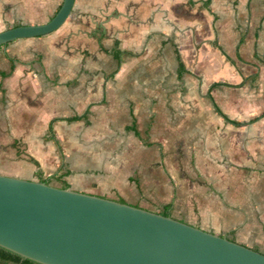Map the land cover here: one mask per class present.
Instances as JSON below:
<instances>
[{"label": "crops", "instance_id": "1", "mask_svg": "<svg viewBox=\"0 0 264 264\" xmlns=\"http://www.w3.org/2000/svg\"><path fill=\"white\" fill-rule=\"evenodd\" d=\"M62 3L0 0V32ZM182 102L221 123L203 137L225 159L214 190L179 166ZM263 113L264 0H75L58 30L0 47V175L168 210L264 254L260 235L252 247L236 232L264 220V185L238 177L264 174Z\"/></svg>", "mask_w": 264, "mask_h": 264}, {"label": "water", "instance_id": "2", "mask_svg": "<svg viewBox=\"0 0 264 264\" xmlns=\"http://www.w3.org/2000/svg\"><path fill=\"white\" fill-rule=\"evenodd\" d=\"M74 3L45 24L1 31L0 47L58 30ZM0 247L38 264H264L263 253L171 216L4 175Z\"/></svg>", "mask_w": 264, "mask_h": 264}, {"label": "rangeland", "instance_id": "3", "mask_svg": "<svg viewBox=\"0 0 264 264\" xmlns=\"http://www.w3.org/2000/svg\"><path fill=\"white\" fill-rule=\"evenodd\" d=\"M180 104L183 105L184 102ZM181 105L179 107V134L182 144L179 152V166L192 180L203 178L206 180V184H210L211 189L214 190L215 188H218L219 181L222 180L221 178L224 172L219 170V166L221 163L225 162V159L223 155L219 154L217 148L214 150L213 154H209L208 148L204 147L203 137L205 131L210 129V127L211 131L221 130V127L219 126L220 121L213 112L208 111L207 108ZM187 117L194 123L188 122ZM190 134H195L193 150H195L194 157L196 169H192L190 165L191 155L188 151V140L186 139ZM19 149L24 150L22 146H20ZM260 162H262L264 168V161L260 160ZM238 173L240 174L238 177H240V180L243 183V190L245 192H250L251 184L258 183L260 187L259 192L261 193V187L264 185V174L259 173L258 175L256 173L245 171H240ZM194 212H198L196 207L194 208ZM258 221L259 222L256 220H249V225L237 227L236 230L237 233L244 234V241L252 247L255 245L254 242L251 241L253 236L257 237V235H260L264 244V220ZM257 223L259 224L257 225ZM259 246L262 247V245Z\"/></svg>", "mask_w": 264, "mask_h": 264}, {"label": "trees", "instance_id": "4", "mask_svg": "<svg viewBox=\"0 0 264 264\" xmlns=\"http://www.w3.org/2000/svg\"><path fill=\"white\" fill-rule=\"evenodd\" d=\"M183 70H184V65L182 62H180V72H182ZM263 115H264V113H263ZM80 119H81V117H72V118H69L67 120L70 122H73V121H77ZM233 123L236 125H240V123H238V122H233ZM52 129L53 128H52V124H51L50 125V131H52ZM53 140L56 143L58 150L61 152V148L59 146L58 140L56 138H53ZM38 176H39L40 182H46L47 184H50V182L44 180L39 173H38ZM55 179L57 181H61V176H56ZM62 189H68L67 185L63 184ZM118 202L124 203L122 200H118ZM159 214H162L164 216H170V212L168 210H165ZM0 264H38V263H35V262L28 260V259H24L21 256L0 247Z\"/></svg>", "mask_w": 264, "mask_h": 264}]
</instances>
